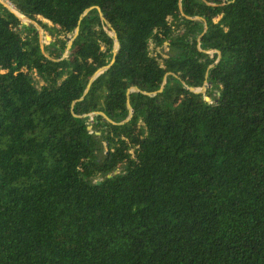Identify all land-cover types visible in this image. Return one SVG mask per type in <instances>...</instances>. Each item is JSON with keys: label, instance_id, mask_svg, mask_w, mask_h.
<instances>
[{"label": "trees", "instance_id": "16d2710c", "mask_svg": "<svg viewBox=\"0 0 264 264\" xmlns=\"http://www.w3.org/2000/svg\"><path fill=\"white\" fill-rule=\"evenodd\" d=\"M6 1L0 264H264V0Z\"/></svg>", "mask_w": 264, "mask_h": 264}, {"label": "water", "instance_id": "95a60500", "mask_svg": "<svg viewBox=\"0 0 264 264\" xmlns=\"http://www.w3.org/2000/svg\"><path fill=\"white\" fill-rule=\"evenodd\" d=\"M0 5H1L2 7H4L5 9H7L11 14H13V15H14V16H15V17H16L21 23H23L24 25H28V24H30V25H32V26L36 29V31H37V33H38L39 47H40L41 53H42L43 55H45V54H44V50H43V48H44V44H43V42H42V35H41V31H42V29L40 28V26H39L37 23L31 21L30 19H28V18H26V17H24V16H21V15L18 13V14L22 17V18H20V17L16 14L17 12L11 10V9H10V8H9V7L3 2V0H0ZM93 9H95V10L99 13L100 18L103 19L102 15L100 14V10H99V8H97V7L88 9V10L84 13V15H86L88 12L92 11ZM190 20H191V21H196V20H198V18H193V19H190ZM107 27L110 28L109 25H107ZM204 30L206 31V25H204ZM78 31H79L78 28H76L75 31H74V34H73L72 38L69 39V41H68L67 49H69V48L71 47V44H72L73 40L75 39V37L77 36ZM112 35H113L112 38L114 39V47H113L112 58H111V60H110V63H109L107 66H105V67H103V68H101V69H98V70L94 73V75H93V76L91 77V79L89 80V82H88V84H87V86H86V90H85V92L83 93V96L81 97L80 101L83 100L84 96H85V95L87 94V92L89 91V89H90L92 83H93V82H94V81H95L100 75H102L103 73H105L106 71H108L109 68L112 66V64H113L114 61H115L116 52H117V50H118V42H117L116 35H115L113 32H112ZM46 39L50 40L49 37H46ZM45 57L48 58L46 55H45ZM206 77H207V76H206ZM206 77H205V78H206ZM165 84H166V81L164 80L163 83H162L161 88H160L157 92H155V93H153V94H149V93H146V92H140V91H138L136 88H133V89L128 90L127 93H126V95L129 96V94H130L131 92L134 91V92H137V93H139V94H142V95H144V96H146V97H154V96H156L157 94H160V93L163 91V88H164ZM207 84H208L207 81H205V82L203 83L202 88H200V89L188 88L187 86H184V88H185L187 91H189L190 93H193V94H196V95H198V94H200V95H205V90H206L205 87H206ZM207 101H208V99H207ZM127 109H128V111H129V117L127 118L126 121H124V122H122V123H120V124H118V125H122V124L128 122V121L130 120L131 116H132V108H131V106L129 105V102H128V101H127ZM105 119H106V118H105ZM106 120H107V119H106ZM107 121H108L110 124L114 125V123H112L110 120H107ZM114 174H117V173L115 172ZM108 178H110V176H108ZM99 184H100V182H99V181H96V185L98 186Z\"/></svg>", "mask_w": 264, "mask_h": 264}, {"label": "rangeland", "instance_id": "374dc122", "mask_svg": "<svg viewBox=\"0 0 264 264\" xmlns=\"http://www.w3.org/2000/svg\"><path fill=\"white\" fill-rule=\"evenodd\" d=\"M3 2H4V3H5V4H6L11 10L15 11V9L12 8V7L8 4V2H7L6 0H3ZM17 14H18V13H17ZM39 20H40L41 22H43V23H47L48 25H50L49 22H46V21H44V20H42V19H39ZM41 35H42V42H43V44L47 46V45L50 43V40L46 39V37H48V34H47L46 32H44V31H41ZM109 35H110L111 37L113 36L111 32H109ZM150 49L152 50V56H154V57H155L156 55H160L161 57L166 58L167 55H168V51L166 50V47H165V46H164L162 49H156V50H154L153 47L151 46ZM208 54L210 55L211 58L214 57V52H209ZM205 89H206V90H205V95L207 94L208 91L211 92L213 95L216 93V90L212 87V84H210V83H208V84L206 85ZM205 95H204V96H205ZM93 116H94V115H93ZM89 129H90V128H89ZM103 152H104V154H107V149H106V147L104 148ZM96 181H100V179H98V180H96Z\"/></svg>", "mask_w": 264, "mask_h": 264}, {"label": "bare ground", "instance_id": "6f19581e", "mask_svg": "<svg viewBox=\"0 0 264 264\" xmlns=\"http://www.w3.org/2000/svg\"><path fill=\"white\" fill-rule=\"evenodd\" d=\"M17 14V13H16ZM20 18H22L19 14H17Z\"/></svg>", "mask_w": 264, "mask_h": 264}]
</instances>
